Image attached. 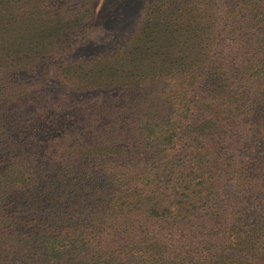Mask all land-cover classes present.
Returning a JSON list of instances; mask_svg holds the SVG:
<instances>
[{
  "label": "trees",
  "instance_id": "obj_1",
  "mask_svg": "<svg viewBox=\"0 0 264 264\" xmlns=\"http://www.w3.org/2000/svg\"><path fill=\"white\" fill-rule=\"evenodd\" d=\"M14 3L0 0L2 29ZM147 10L140 54L169 56L157 72L170 84L164 115L135 140L143 158L125 167L113 138L82 152L90 169L23 175L0 80V264H264V49L212 51L218 31L264 40V0H152ZM11 62L22 64L0 42V73Z\"/></svg>",
  "mask_w": 264,
  "mask_h": 264
},
{
  "label": "rangeland",
  "instance_id": "obj_2",
  "mask_svg": "<svg viewBox=\"0 0 264 264\" xmlns=\"http://www.w3.org/2000/svg\"><path fill=\"white\" fill-rule=\"evenodd\" d=\"M151 4L152 0H15L10 8L15 19L0 27V42L22 64L11 62L0 80L12 91L3 117L14 138L11 159L24 163L23 175L45 180L82 163L90 169L94 157L85 159L82 152L99 153L113 138L118 164L125 167L143 158L135 140H147L145 122L164 115L165 87L170 84L157 72L160 65L169 70L170 57L156 49L140 54ZM224 9L222 2L215 8ZM237 29L230 34L218 31L212 51L230 49L237 55L242 49H264V40L251 39L245 27ZM151 33L153 37L156 31ZM200 39L194 38L197 49L203 46ZM141 64L147 78L137 85L131 76ZM179 66L180 62L174 68ZM154 83L158 87H152ZM117 84L127 88L121 90ZM115 161L101 162L107 167Z\"/></svg>",
  "mask_w": 264,
  "mask_h": 264
}]
</instances>
